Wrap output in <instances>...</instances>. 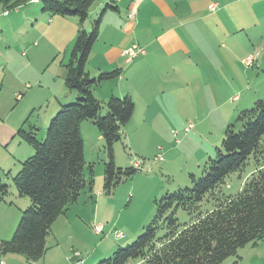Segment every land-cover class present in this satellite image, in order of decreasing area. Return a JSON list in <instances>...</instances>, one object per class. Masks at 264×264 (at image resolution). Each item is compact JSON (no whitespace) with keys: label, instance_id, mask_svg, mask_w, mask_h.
I'll list each match as a JSON object with an SVG mask.
<instances>
[{"label":"trees","instance_id":"obj_1","mask_svg":"<svg viewBox=\"0 0 264 264\" xmlns=\"http://www.w3.org/2000/svg\"><path fill=\"white\" fill-rule=\"evenodd\" d=\"M21 1L13 2L11 8ZM97 1H39L42 13L78 19L80 29L63 66L64 86L75 93V101L60 105L42 141L37 140L35 127L28 131L20 127L16 132L34 151L12 178L18 195L28 198L30 205L23 211L11 238L0 241V259L18 255L28 263L39 261L48 250L46 240L54 222L77 203L82 192L93 200L94 173L93 166L86 164L84 158L82 122L94 125L103 142L105 195L110 196L120 183L137 173L133 167L117 168L113 154L114 144L122 139L121 128L132 118V98L111 96L105 103V114L101 115V103L93 95L96 86L118 78L119 70L101 72L96 77H90L86 70L104 13L117 10L110 0L86 32L81 27ZM236 121L241 129L236 131L233 124L226 128L221 147L215 150L214 158L206 161L202 175L197 178L190 174V187L155 200V215L143 233L131 245L118 247L97 264H220L236 255L238 249L264 238V150L260 144L264 137V98L256 101L252 109L240 112ZM27 122L28 119L23 125ZM250 157L255 170L240 191L234 196L222 194L220 186L231 174L242 170ZM7 193V186L0 182V201ZM203 202L211 209H202ZM178 210L191 216L188 224L178 223Z\"/></svg>","mask_w":264,"mask_h":264},{"label":"rangeland","instance_id":"obj_2","mask_svg":"<svg viewBox=\"0 0 264 264\" xmlns=\"http://www.w3.org/2000/svg\"><path fill=\"white\" fill-rule=\"evenodd\" d=\"M15 1L17 0H0V125L4 126L3 128L0 127V130L3 136H6V134L8 135L7 128L15 123H17L18 127L22 124L25 131L30 130V127H35L37 129L36 138L38 141H42L45 138L46 128L59 110L60 105L73 103L75 97L71 100H68V98L63 99L62 104L59 106H54L52 101L46 102L44 98L41 102H38L39 99L33 110L26 104L27 101L24 100L31 98L32 95L35 96L37 94L36 91L41 88L40 85L45 90L44 82L40 81V77L43 76L45 71H51L50 73H52L53 70H58L59 75L65 74L63 66L69 59L73 44L70 49L64 48V46L56 48L53 42L49 43L42 39L41 36L44 35L45 21L48 20V15L42 13L40 0L38 2L22 0L16 8H11V4ZM97 2L92 5L89 11V13L91 12V18L87 19L86 24L81 27L86 32L91 30V22L98 17L110 0H106L102 8H99ZM258 2H261V6L260 10L258 8L257 11L261 13L264 11V0H258ZM94 11L96 15L93 13ZM34 41H37L38 45L34 49V54H29L27 50L29 46L33 45ZM27 61L30 62V67H28ZM243 64L251 66L252 58H248ZM116 82L117 78L103 82L94 88V97L101 103V115L105 114V103L107 102H105V99L108 91L111 87H115ZM26 85L33 87L30 96ZM241 87L238 86L237 88ZM66 92L68 94L70 91L67 90ZM177 93L179 92L171 93L174 99L179 97ZM193 94L194 102L197 105L193 107L184 105L179 108L177 110L178 118H175L176 120L171 126L167 118H142L136 114L127 125L121 128L122 139L113 146L114 164L117 168L125 169L132 167L130 162H139L141 169L131 179L120 183L110 196L105 195L102 191L103 167L106 162L103 142L97 139L98 130L94 125L88 121L82 123L80 134L84 141L85 162L93 166V200L91 201L87 197L85 191L82 192L78 198V204L69 207L71 209L68 217H72L75 214L80 215V217L83 216V219L86 216L90 219L93 216L95 206V203L92 202L94 198L96 201V193L100 191L103 194V198L108 199L110 202L107 213H109L110 217H114L116 221L115 224V221L108 219L109 226L112 227L110 232L116 230L124 236L117 242L114 236L108 233L97 237H84V233L83 236L79 237L74 233L71 239L64 241L60 246L62 249L67 250L72 247L77 252L72 254L71 259L75 258L78 253L80 254V259H84L91 253L96 242H102L101 248L111 242L112 244L116 243L117 246L93 264L108 258L118 247L124 248L131 245L143 233L144 227L154 217L155 200L160 199L165 194L174 193L179 188L190 187L188 175L193 174L197 178L202 175L208 158L211 155L214 158L215 150L221 147L226 128L233 124L235 130L239 131L241 124L236 119L240 112L252 109L256 101L264 98V69L253 67L249 71L248 85L243 89L236 90V102L226 101L222 106H217L219 99L214 98L208 106H201L199 99L204 94L201 95L200 92L198 94L193 92ZM17 95H21L23 100H17ZM110 97L109 94L107 99ZM114 97L123 98L124 96L118 97L115 94ZM216 106L218 109L212 112L211 110ZM145 108V102L142 99H138L137 112H144ZM233 110L235 111L233 116L229 115L228 113ZM210 111L211 114L209 116L208 113ZM26 119H28V122L23 125ZM83 124L89 125H84L83 128ZM167 127L173 129L172 135L170 133L172 138L171 149L173 151L168 155L162 154V161L155 160L156 157L153 160L154 154L158 152L157 143L159 142L163 147L168 143L163 138L158 140V136L163 134ZM133 133H141L142 140L137 139L133 142ZM126 134L132 136V145L134 147H132L131 151L130 145L126 140ZM174 140H177L176 144H174ZM16 143L21 144V150H17L15 145L11 144L9 147L6 146V151L3 148L0 151V163L2 159H7L8 164H10L7 170L9 172L8 176H2L1 180L7 186L8 191L4 201H0V216L4 220V226L0 228L1 237L8 232L10 226L14 225L12 223L17 225L23 211L30 205L28 198L18 195L12 178L19 171L21 163L31 157L34 151L21 140L16 139ZM260 144L261 149L264 150V137L261 139ZM208 148L213 153L206 157L200 168L197 169L196 163L202 161V157ZM22 150L27 151L24 152ZM192 167L193 172H190ZM183 168L188 170L184 172ZM254 170L255 162L253 157H250L244 168L231 174L225 183L220 186L219 190L225 196L236 195ZM201 208L211 209V205L203 202ZM176 218L180 225L188 224L191 221V216L182 210L177 211ZM91 231L94 232L93 229ZM52 240L49 239L46 242L47 246L52 244ZM69 263L79 264V261L72 260ZM0 264H4L1 259ZM220 264H264V238L256 244L250 243L238 249L236 255L229 256Z\"/></svg>","mask_w":264,"mask_h":264},{"label":"crops","instance_id":"obj_3","mask_svg":"<svg viewBox=\"0 0 264 264\" xmlns=\"http://www.w3.org/2000/svg\"><path fill=\"white\" fill-rule=\"evenodd\" d=\"M97 3L99 8H102L106 0H98ZM113 3L117 10H108L104 13L99 36L89 55L86 70L90 77H96L101 72L119 70L116 85L110 88L107 98L109 94L131 97L134 102L132 118L136 114L142 118H167L171 126L175 118H178L179 108L184 105L188 107L197 105L193 92L204 94L199 99L201 106H208L214 98L219 99L217 106H222L226 101L236 102V90L248 85L249 71L253 67L264 69V11L261 13L257 11L261 6L258 0H113ZM210 4H216L215 11L209 10ZM93 13L95 14V11ZM90 16L91 12L88 19ZM45 22L42 39L49 43L53 42L56 48L64 46L70 49L80 29L78 19L48 15ZM37 43L34 41L33 45L29 46L27 50L29 54H34ZM133 46L141 48L144 54L129 60L123 52ZM248 58H252L251 66L243 64ZM27 65L30 67L29 61ZM50 72L45 71L40 77L45 90L40 85L41 88L36 91L35 96L24 100L31 110L35 108L39 99L38 102L44 98L46 102L52 101L54 106H59L63 99L71 100L75 97L73 92L68 94L66 92L65 74L59 75L58 70ZM238 86L242 87L237 88ZM26 88L30 96L33 87L26 85ZM172 92H179L177 93L179 97L174 99ZM17 96H19L17 100H23L21 95ZM138 99H142L146 104L144 112H137ZM217 106L211 111H216ZM211 111L208 113L209 116ZM234 112L233 110L228 114L233 116ZM15 125L17 123L7 128L6 136H3L0 130V151L1 148L6 151V146L9 147L11 144H14L17 150L22 149L21 144L16 143V139L21 140L16 136V132L22 124L20 127ZM84 125L89 124H83V128ZM172 132L173 129L167 127L165 132L158 136V140L163 138L168 143L164 147L157 143L158 152L154 154L153 160L158 155L162 156L164 153L168 155L173 151L170 136ZM126 135L131 151L134 147L132 136ZM133 136V142L137 139L142 140L141 133H133ZM97 139L101 140L99 133ZM174 141L176 144L177 140ZM212 153L210 148L205 151L202 161L195 165L197 169ZM209 158H212V155ZM9 165L7 159H2L1 183L2 176H8ZM187 170L183 168L184 172ZM190 172H193V167ZM96 194L93 216L90 219L88 216L83 219V216L75 214L68 217L71 209L68 208L69 210L54 222L51 234L46 240L48 242L49 239H53L52 244L47 246L46 243L48 250L42 260L28 263L18 255H6L1 260L4 264H70L72 254L77 252L72 247L67 250L60 246L64 241L71 239L74 233L79 237L83 236V233L84 237H97L100 235L91 230L95 226H101L103 235L111 234L112 227L109 226L108 219L115 221V218L107 213L110 202L103 198L100 191ZM86 195L90 196L87 192ZM0 220L2 228L4 220L1 216ZM12 224L14 225L9 227L8 232L4 233L3 237L0 236V241L11 238L16 226L15 223ZM114 239L120 241L118 238ZM108 244L101 248L102 242H96L88 256L80 259L78 253L74 260L79 261V264H93L117 246L112 242Z\"/></svg>","mask_w":264,"mask_h":264},{"label":"built area","instance_id":"obj_4","mask_svg":"<svg viewBox=\"0 0 264 264\" xmlns=\"http://www.w3.org/2000/svg\"><path fill=\"white\" fill-rule=\"evenodd\" d=\"M209 10H210V11H215V10H216V4H210V5H209ZM5 14H6V12H5ZM142 54H144V51H143L141 48H138V47H136V46H133V47H131V48H129V49H127V50H125V51L123 52V55L127 56L129 60H130L131 58H134V57L137 56V55H142ZM248 64H249V63H248ZM248 64H247V65H248ZM17 98H19V96H17ZM185 131H187V129H185ZM155 160L162 161V156H157V157L155 158ZM130 163H131L132 167H133L135 170L140 171V169H141V165H140L139 162H130ZM93 230H94V233H95V234H98V235L103 234V229H102L101 226H95V227L93 228ZM111 234H112L115 238H118V239L123 238V236H124V235H122V233H120V232H118V231H116V230L111 231Z\"/></svg>","mask_w":264,"mask_h":264},{"label":"water","instance_id":"obj_5","mask_svg":"<svg viewBox=\"0 0 264 264\" xmlns=\"http://www.w3.org/2000/svg\"><path fill=\"white\" fill-rule=\"evenodd\" d=\"M75 258H72V260H74Z\"/></svg>","mask_w":264,"mask_h":264}]
</instances>
